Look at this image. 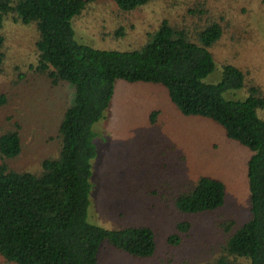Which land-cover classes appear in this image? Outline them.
I'll list each match as a JSON object with an SVG mask.
<instances>
[{
    "label": "trees",
    "instance_id": "1",
    "mask_svg": "<svg viewBox=\"0 0 264 264\" xmlns=\"http://www.w3.org/2000/svg\"><path fill=\"white\" fill-rule=\"evenodd\" d=\"M89 1L0 0V84L3 75H19L27 68L24 74L33 71L54 86L70 88L54 129L57 150L41 158L35 170L8 165L23 151V124L14 113L0 118V258L13 264H100L101 252L109 246L135 259L156 255V235L147 224L109 229L88 220L96 156L93 124L104 117L120 79L164 87L180 113L219 123L228 139L249 148L247 221L236 228L235 220H221L215 249L205 250L201 244L194 248L206 255L201 264H264V120L256 113L264 101L259 87L246 84L235 66L223 65L216 84L202 81L214 67L209 48L221 37V25L208 23L192 40L186 30L162 20L136 47L115 40L127 30L117 25L99 35L115 42V48L99 49L75 39L74 24ZM112 1L120 15L152 0ZM18 26L35 31L34 60L14 66L8 64L5 49ZM243 87L247 96L242 100L222 96ZM9 104L0 85L1 109ZM157 113L149 112L150 124ZM224 195L219 179L199 176L176 190L172 203L179 213L198 215L221 207ZM177 227L184 233L190 224ZM181 240L176 234L167 243L178 245Z\"/></svg>",
    "mask_w": 264,
    "mask_h": 264
},
{
    "label": "rangeland",
    "instance_id": "2",
    "mask_svg": "<svg viewBox=\"0 0 264 264\" xmlns=\"http://www.w3.org/2000/svg\"><path fill=\"white\" fill-rule=\"evenodd\" d=\"M162 20L186 30L192 40L197 30L218 22L221 37L209 48L214 67L202 81L216 84L223 65L235 66L244 73L246 84L259 87L264 101V0H152L120 15L112 0H90L74 24L75 39L99 49L115 48V42L99 35L122 25L127 30L115 40L136 47ZM18 27L5 49L8 64L14 66L34 60L35 31ZM26 69H20L19 75H3L0 84L10 98L8 107H0V118L14 113L23 124V151L8 162L15 170H35L41 158L56 152L54 129L70 95L69 87L54 86L33 71L24 74ZM222 96L242 100L246 88L229 89ZM153 110L158 113L155 124H150L147 119ZM256 113L264 120V102ZM103 116L93 124L96 156L88 220L109 229L145 223L154 230L158 251L150 260H142L109 246L102 250L100 264H201L206 255L194 247L215 249L221 220H235L236 228L247 221L245 168L250 150L228 139L219 123L183 115L164 87L120 79ZM199 176L223 183V205L198 215L177 212L172 203L175 191ZM181 222H188L190 229L181 233L177 227ZM176 234L180 244H168V237ZM0 264L13 263L0 258Z\"/></svg>",
    "mask_w": 264,
    "mask_h": 264
}]
</instances>
